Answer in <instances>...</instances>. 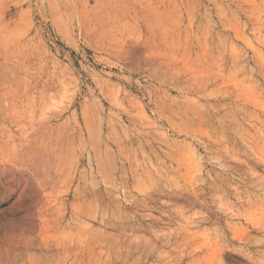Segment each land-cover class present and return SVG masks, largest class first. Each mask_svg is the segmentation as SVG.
Segmentation results:
<instances>
[{
  "label": "rangeland",
  "instance_id": "rangeland-1",
  "mask_svg": "<svg viewBox=\"0 0 264 264\" xmlns=\"http://www.w3.org/2000/svg\"><path fill=\"white\" fill-rule=\"evenodd\" d=\"M0 264H264V0H0Z\"/></svg>",
  "mask_w": 264,
  "mask_h": 264
}]
</instances>
